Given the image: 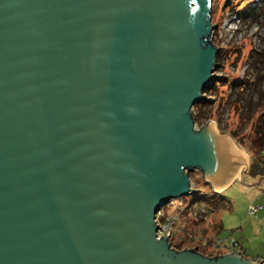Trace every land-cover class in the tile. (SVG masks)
<instances>
[{
  "label": "water",
  "instance_id": "water-1",
  "mask_svg": "<svg viewBox=\"0 0 264 264\" xmlns=\"http://www.w3.org/2000/svg\"><path fill=\"white\" fill-rule=\"evenodd\" d=\"M212 3L0 0V264H264L158 236L192 173L221 193L249 168L196 128L216 100Z\"/></svg>",
  "mask_w": 264,
  "mask_h": 264
},
{
  "label": "rangeland",
  "instance_id": "rangeland-1",
  "mask_svg": "<svg viewBox=\"0 0 264 264\" xmlns=\"http://www.w3.org/2000/svg\"><path fill=\"white\" fill-rule=\"evenodd\" d=\"M212 25H218L212 33L214 45L219 49L217 82L204 95L216 100L193 107L196 128L214 123L221 133L231 136L243 148L250 166L254 156L250 148L255 139L259 144L262 142L258 137L264 131V0H213ZM236 86H242V94ZM190 180L193 190L202 196H213L214 190L204 182L202 173L195 171ZM223 197L226 207L221 205L220 211L203 205L194 207L193 197L172 200L162 207L160 212L166 220L174 221L172 246L180 250L197 247L201 254L211 257L224 253L215 247L217 239L228 240V245L236 240L246 245L249 257L263 254V226L259 225L255 231L254 222L259 221L248 211L251 205L264 208V178L250 176L249 168L243 167ZM263 214L264 211L260 220ZM219 220L223 230L217 234L214 228Z\"/></svg>",
  "mask_w": 264,
  "mask_h": 264
},
{
  "label": "trees",
  "instance_id": "trees-1",
  "mask_svg": "<svg viewBox=\"0 0 264 264\" xmlns=\"http://www.w3.org/2000/svg\"><path fill=\"white\" fill-rule=\"evenodd\" d=\"M237 88H239V91H240L238 93L242 94L243 93V91L241 90L242 86H239ZM258 139H261L262 142L259 144V142L256 141L255 139V141L253 142V145L250 148L251 151L254 153V156L252 159V163L249 166V175L253 177H260L261 179H263L264 178V131L260 133V136L258 137ZM223 194L224 192L223 193L214 192L212 197H208L206 195L202 196L201 192H198L192 196L193 197L192 202H193L194 207L203 205V206H206L210 210L220 211L222 207L221 205H223L224 208L226 207V204L224 205V203H226V199L225 197H223ZM215 226L216 228H214V230L217 234H219L223 230V225L221 221L219 220V222L216 223ZM174 248L177 250L181 249L179 247H174ZM195 248L197 249V247H194V249ZM213 256L215 255H211V257Z\"/></svg>",
  "mask_w": 264,
  "mask_h": 264
},
{
  "label": "built area",
  "instance_id": "built-area-1",
  "mask_svg": "<svg viewBox=\"0 0 264 264\" xmlns=\"http://www.w3.org/2000/svg\"><path fill=\"white\" fill-rule=\"evenodd\" d=\"M264 210L263 206L262 205H251L250 208H249V211H248V214L252 217H254L255 219H258L260 217V213ZM165 216L162 215L161 212L158 213L157 215V224L160 226V229L159 232H158V236L161 238L163 237L165 234L166 235H169V242L171 243L172 241V230H171V225L172 223L174 222L172 219L171 221L169 219L166 220V217L165 219H163ZM263 222H264V217H263ZM263 228H264V223H263ZM228 240H221V239H217L216 241V245L215 247L217 249H223L224 250V253L223 254H229V253H232V252H235L236 250H238V242L236 240H232L230 245H228ZM172 244V243H171ZM171 247L173 248V246L171 245Z\"/></svg>",
  "mask_w": 264,
  "mask_h": 264
},
{
  "label": "crops",
  "instance_id": "crops-1",
  "mask_svg": "<svg viewBox=\"0 0 264 264\" xmlns=\"http://www.w3.org/2000/svg\"><path fill=\"white\" fill-rule=\"evenodd\" d=\"M239 178V177H238ZM264 211V210H263ZM264 215V214H263ZM262 215V217H264ZM258 221H259V223H257V222H254V230L255 231H258V229H259V225H261V226H263V218L260 220V217L258 218ZM263 230H264V228H263ZM238 242V241H237ZM240 242H238V249H241L242 250V252L245 254V256L247 257V258H249V259H253V260H260V261H263L264 262V253L263 254H259V253H256V255L254 256V257H249L248 255H246L247 254V252L248 251H246L247 249H246V245L245 244H242V243H240Z\"/></svg>",
  "mask_w": 264,
  "mask_h": 264
},
{
  "label": "clouds",
  "instance_id": "clouds-1",
  "mask_svg": "<svg viewBox=\"0 0 264 264\" xmlns=\"http://www.w3.org/2000/svg\"><path fill=\"white\" fill-rule=\"evenodd\" d=\"M225 192V191H224ZM222 193V192H221ZM174 248V247H173ZM237 251V250H236ZM235 251V252H236ZM232 253H234V252H232ZM230 254V253H229ZM218 255H222V254H215V256H218ZM223 255H226V254H223Z\"/></svg>",
  "mask_w": 264,
  "mask_h": 264
},
{
  "label": "bare ground",
  "instance_id": "bare-ground-1",
  "mask_svg": "<svg viewBox=\"0 0 264 264\" xmlns=\"http://www.w3.org/2000/svg\"><path fill=\"white\" fill-rule=\"evenodd\" d=\"M239 176H240V173L238 174V176L234 180H236Z\"/></svg>",
  "mask_w": 264,
  "mask_h": 264
}]
</instances>
